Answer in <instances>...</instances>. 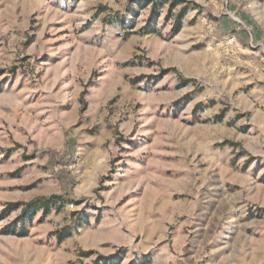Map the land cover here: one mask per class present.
<instances>
[{"label": "rangeland", "instance_id": "374dc122", "mask_svg": "<svg viewBox=\"0 0 264 264\" xmlns=\"http://www.w3.org/2000/svg\"><path fill=\"white\" fill-rule=\"evenodd\" d=\"M131 1L0 0V264H264V0Z\"/></svg>", "mask_w": 264, "mask_h": 264}, {"label": "trees", "instance_id": "16d2710c", "mask_svg": "<svg viewBox=\"0 0 264 264\" xmlns=\"http://www.w3.org/2000/svg\"><path fill=\"white\" fill-rule=\"evenodd\" d=\"M170 2L171 7L177 6L179 3H185V0H133L131 3H135L136 5H139L142 7H145L147 5H151L152 13L154 14L158 5H162L165 2ZM130 16V15H129ZM62 197L59 196H53L49 199L44 200H38L36 202L29 203L24 206V208L21 211L20 216L15 220V223L13 224L12 229L8 232L13 233L16 232L17 229H20L21 231L18 234L25 235L27 230L25 228L26 223L32 221V219L37 215L39 211H43V214H48L51 210V201L57 202V200H61ZM21 226V227H20ZM103 264H115L114 259L112 258H105L102 259Z\"/></svg>", "mask_w": 264, "mask_h": 264}, {"label": "built area", "instance_id": "2783aa9c", "mask_svg": "<svg viewBox=\"0 0 264 264\" xmlns=\"http://www.w3.org/2000/svg\"><path fill=\"white\" fill-rule=\"evenodd\" d=\"M234 39L232 38L231 41H233Z\"/></svg>", "mask_w": 264, "mask_h": 264}]
</instances>
